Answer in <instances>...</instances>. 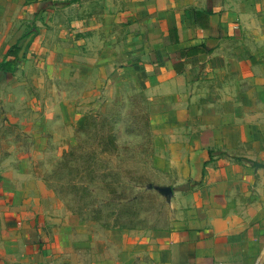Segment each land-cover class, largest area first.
<instances>
[{
	"label": "crops",
	"instance_id": "crops-1",
	"mask_svg": "<svg viewBox=\"0 0 264 264\" xmlns=\"http://www.w3.org/2000/svg\"><path fill=\"white\" fill-rule=\"evenodd\" d=\"M15 44L0 264H264V0H0V61ZM130 88L172 215L98 231L30 164Z\"/></svg>",
	"mask_w": 264,
	"mask_h": 264
},
{
	"label": "trees",
	"instance_id": "trees-1",
	"mask_svg": "<svg viewBox=\"0 0 264 264\" xmlns=\"http://www.w3.org/2000/svg\"><path fill=\"white\" fill-rule=\"evenodd\" d=\"M18 52L16 44L7 49L0 61V72L15 71ZM125 102L127 105L133 103L123 99L118 113L125 107ZM145 102L144 115L138 107V113L132 112L136 106L122 112L124 116L134 117L132 125H128V120L124 122L127 130L132 127V132H124L125 141L116 134V114L102 119L89 117L76 128V134L87 137L62 152L60 162L46 180L60 200L73 201L75 206L70 207V212L81 220L96 222L102 219L105 224L112 220L113 226L107 229L132 228L127 225L146 212L140 206L144 203V194L150 191L148 187H154L150 175L156 173L151 162L154 149L146 99ZM90 129L95 131L94 135L89 133ZM125 164L130 168L120 170L115 167ZM140 164L146 171L136 168Z\"/></svg>",
	"mask_w": 264,
	"mask_h": 264
},
{
	"label": "rangeland",
	"instance_id": "rangeland-1",
	"mask_svg": "<svg viewBox=\"0 0 264 264\" xmlns=\"http://www.w3.org/2000/svg\"><path fill=\"white\" fill-rule=\"evenodd\" d=\"M1 50V46H0ZM1 87L4 86V93L0 94V103H11L12 95L11 93V88H13V85H15V80L12 78L8 79H0ZM21 87V86H19ZM18 97V103L20 106H24L27 103V98L24 97V95H21V91L19 94H16ZM129 99L133 101V103H130L127 105L125 102V107L122 109V111H119L118 113V106L121 104L122 100ZM13 103V102H12ZM15 103V102H14ZM136 104V105H135ZM146 105L145 102V96L143 94H140L138 91H136L133 88L128 89L127 92L122 93L121 100L118 104H111L108 103L105 108L103 109H97V110H90L87 113V119L89 117L95 116L96 119H102L103 116L109 115V114H116L117 117H115V120L117 122V125L115 126L116 129V134L119 136V138L122 141L127 140L126 135H124L125 131L132 132V127H130L128 130L124 126V122L128 120V125H132L134 122V117H130V115L124 116L122 112L128 108H132L131 106H136L132 112L133 113H138L140 108L141 114H145L144 107ZM6 106V105H5ZM8 108V106H6ZM138 107V108H137ZM3 119L2 118V112L0 111V151H4L8 143L5 141L7 137L13 136L15 134H19V129L17 126H11L9 124L5 125L2 124L1 122ZM73 136H72V143H68L67 141H56V143H49L47 146L46 150V156L42 157L41 159H34L31 161V170L33 171L31 173V177L35 178L36 180H41L49 192L53 194V196L59 200L64 208L70 212V207L75 206L73 201L68 200L69 202H63L60 200L52 191L51 188H49V184L46 183V180L49 179V177L52 176L53 170L56 168L57 164L60 162L61 157H62V152L67 150L69 147L74 146L79 139H85L87 135H80L76 134V128L72 130ZM95 131L93 129H90L89 133H94ZM94 135V134H93ZM146 140V139H145ZM26 146H31V143L29 144L28 141H24ZM33 144V143H32ZM4 153V154H3ZM0 154V164L7 163L9 161L10 164H16L19 162L18 157L17 158H11L7 159L5 155V151ZM116 168L120 170H126L129 169L130 166L125 164V165H116ZM35 168V169H33ZM138 169H143V171H146V167L143 166L142 164L136 166ZM150 181L154 185V187H161V184L164 182V178L162 175L156 173V174H151L150 175ZM144 203L140 206L141 210H145L146 212H142L140 217L133 221L132 223L128 224L127 227H132V228H145V229H156V228H161L167 225L169 222L171 215H172V210L168 205L167 199H165L163 196H161L156 190H150L149 192L144 194ZM66 203V204H65ZM71 213V212H70ZM95 225L98 231H103L106 230L107 228H111L113 226L112 220H108V224L104 223V220L100 219L98 221H91V220H86Z\"/></svg>",
	"mask_w": 264,
	"mask_h": 264
},
{
	"label": "water",
	"instance_id": "water-1",
	"mask_svg": "<svg viewBox=\"0 0 264 264\" xmlns=\"http://www.w3.org/2000/svg\"><path fill=\"white\" fill-rule=\"evenodd\" d=\"M260 166V165H258ZM264 167V166H263ZM149 190H156L161 196H163L165 199L170 200L172 197V189L170 187H148Z\"/></svg>",
	"mask_w": 264,
	"mask_h": 264
}]
</instances>
